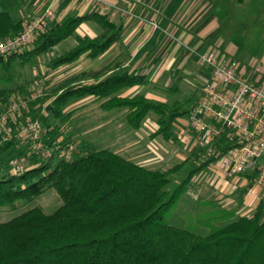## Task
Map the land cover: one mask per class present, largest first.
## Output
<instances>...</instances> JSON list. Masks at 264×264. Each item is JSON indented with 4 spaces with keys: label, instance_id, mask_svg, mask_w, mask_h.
I'll return each mask as SVG.
<instances>
[{
    "label": "trees",
    "instance_id": "trees-1",
    "mask_svg": "<svg viewBox=\"0 0 264 264\" xmlns=\"http://www.w3.org/2000/svg\"><path fill=\"white\" fill-rule=\"evenodd\" d=\"M92 22L101 29L95 38L78 37L77 29ZM23 19L0 7V41L23 29ZM122 26L108 16L91 11L82 16H67L54 21L39 34L23 54L0 58V71L9 73L17 65L23 68L40 56H48L70 38L76 45L53 56L51 70L72 65L82 57L95 60L117 43ZM109 65L97 72H82L58 83L37 99L18 120H38L44 130V144L52 150L49 159L29 157L30 168L15 173L9 162L24 153V144L15 140L0 149V208L15 209L17 203L31 202L48 190L56 191L63 205L51 215L40 208L28 210L12 220L0 223V264H264V200L249 217L235 219V211L209 210L194 217L191 227L177 229L169 225L173 207L187 193L192 178L218 162L204 161L176 187L167 191L170 178L178 175L186 161L162 171L147 169L108 149H95L79 142L80 153L71 160L60 158V151L73 144L63 129L70 124L67 109L77 101L93 97L105 111L126 110L125 120L139 130L149 114L157 116L158 130L151 137L178 142L176 121L187 118L177 103L168 105L142 95L120 97L124 90L144 86L145 76L115 71ZM11 83V77L5 78ZM17 87L25 94L34 81ZM16 90H1L0 101L8 106L17 98ZM19 97V96H18ZM13 131L17 125H13ZM194 157H203L195 150ZM256 173L245 177L255 181ZM196 226L208 230L205 236L194 232Z\"/></svg>",
    "mask_w": 264,
    "mask_h": 264
},
{
    "label": "rangeland",
    "instance_id": "rangeland-1",
    "mask_svg": "<svg viewBox=\"0 0 264 264\" xmlns=\"http://www.w3.org/2000/svg\"><path fill=\"white\" fill-rule=\"evenodd\" d=\"M189 1H194L196 4L202 2L205 5L210 6H212L211 3L213 2L215 8L214 13H212L219 28L217 37H223L225 39L229 38L230 40L232 39L231 37H234L229 34L228 30L229 24H232L230 23L228 12L223 11V6L227 4L233 5L231 3L233 0ZM125 4L127 5L126 7L128 11H130L129 13H132L137 7L135 4L138 3L133 0H129ZM0 5L7 12L14 14L17 13L15 9L17 6V0H0ZM241 19L244 20V17ZM144 23L151 28H156L158 26V22L154 20H149ZM97 28L101 33L100 28ZM234 35H237L236 32H234ZM73 40L74 38L68 39L66 45L56 47L48 56H40L32 63L25 65L23 68L15 65L13 70L9 73L0 71V91L4 89L16 90L17 87L23 86L26 81L31 82L30 84L36 81L43 86L44 93L48 94L56 84L63 82L71 76L85 72L88 68L92 70L103 68L111 60H113L114 54L113 51H110L95 60L82 57L76 61L75 64L73 63L72 65L64 66L57 70L49 69L46 63L53 56L65 53L74 47L75 44H72ZM174 61L175 63L169 67V72L163 80L161 79L159 83L157 82L155 84L150 82V86L148 85L146 89L142 88L139 93L142 96L154 94L155 98L161 102L168 105H174L177 103L181 106V111H190L198 99L199 88L206 82V79L202 78L199 83L195 77L197 74L201 75L199 74L200 72L197 66L191 65L186 70H182L180 72L179 65L177 63L178 60ZM188 70L192 73L185 74ZM6 77H11L13 81L11 83H5ZM33 89H35V86H29L25 94H20L16 90L12 98L18 96L24 98L28 96ZM133 93L129 95H133ZM33 103L22 111L20 117L28 112ZM6 107L7 106L0 101V116L5 111ZM67 112H71L72 117L70 124L67 127L65 126L63 129L71 138H73L76 145L82 141L86 144H90L95 149H108L116 151L122 146H125L122 144L123 142L128 145L131 142L130 139L132 135V139L135 141L134 136L138 134V143L131 149L132 152H137L138 154L136 160L134 159V161L137 162L134 163H142L147 166H144L147 169L167 171L187 160L186 165L181 172L170 178V185L167 188L170 195L174 193L176 187L181 184V182L192 170L197 169L204 161L207 160L204 156L200 158L192 156L193 150L195 149H193V147L185 148L184 143L179 140V137L178 142H167L163 140L162 137H158V142H152L153 140H151L149 136L153 135L158 127L157 126L156 129L153 127L154 125H157V116L152 113L149 114L143 121L141 130L136 132L127 126L125 120V110L111 112L102 111L100 109V101L95 98L88 97L77 101L67 109ZM20 117H18V119ZM184 120H186L185 117L179 118L175 123L176 128L178 122L182 123ZM12 127L13 123H8L7 125L0 127V140L3 138L2 136H6L9 131H13ZM115 128L117 130L118 141L115 140ZM177 131L179 132L178 128ZM148 134L150 135L148 136ZM23 148L25 154L20 157L27 158L26 153L29 150V145L24 144ZM161 149L168 151L170 153L169 157L166 159L162 158ZM121 152L122 154L119 155L127 159L128 153H124L123 151ZM26 163L29 164V159ZM220 173L219 165L215 164L195 175L198 181H204L201 186L207 187H204L202 192H198V194L201 193L200 196L194 194L195 192L193 191L190 192L192 197H198V201H194L193 198L188 196L186 193L179 197V200L173 207L172 216L169 220L170 226L177 229H188L191 227V223L194 221V217L196 215L209 210L213 211V209H222L227 211L234 210L236 215L235 219L239 217H249L254 213L256 208L253 212H249L250 208L247 209L248 207L246 206H248L249 195L253 187H256V182L248 180L245 177H234L232 180L222 181L219 177ZM62 205L63 202L57 195L56 191L48 190L42 196L31 202L17 203L15 209L0 208V223L8 222L22 213L34 208H40L45 214L51 215ZM194 229V232L199 236H205L208 233V230L202 226H196Z\"/></svg>",
    "mask_w": 264,
    "mask_h": 264
},
{
    "label": "crops",
    "instance_id": "crops-1",
    "mask_svg": "<svg viewBox=\"0 0 264 264\" xmlns=\"http://www.w3.org/2000/svg\"><path fill=\"white\" fill-rule=\"evenodd\" d=\"M102 1L111 6V9L101 12L92 6L79 4L70 0H59L56 13L60 21L67 16H82L95 11L101 15L108 16L112 22L122 26L120 40L108 51H113V60L103 68L94 70L88 68L85 71L97 72L109 65H117L116 72L127 69L129 73L145 76L146 85L124 90L120 93V97L128 96L130 98L140 95V90L142 88L146 89L148 85L150 86V82L153 84L159 83L161 79L163 80L166 77L169 67L175 63L174 60H178L180 72L186 70L191 65L197 66L201 75L197 74L195 76L196 80L199 83L202 78L207 80L210 77V72L208 69L198 65L196 54L210 51L217 52L221 60L236 62L240 73L246 75L251 81L264 85V0H233L231 2L233 5L227 4L223 6V11L228 12L230 23H232L229 24L228 29L229 34L234 36L231 37V40L229 38L217 37L219 28L213 16L215 6L212 1V6H210L202 2V4L200 2L196 4L194 1L189 0H133L138 4H135L137 7L132 13H129L130 11H128L125 4L129 0ZM51 2L52 0H17V6L15 7L17 11L16 15L25 22L28 15L38 16L43 13ZM116 7L119 8V11H116ZM242 17H244V20L241 19ZM149 20L158 22V26L151 28L144 23ZM97 27L92 22L82 24L77 29L76 35L81 38H95L101 34ZM234 32L237 35H234ZM66 42L67 40L58 47L66 45ZM72 44L76 45L75 39L72 41ZM190 50H194L195 53H191ZM191 73L188 70L185 74ZM131 93L133 95H129ZM144 97L155 102L164 103L155 98L154 94H147ZM101 103L100 101V109L105 111L101 108ZM185 126H187V118L182 123L178 122L177 128L179 130V127ZM153 127L156 129L157 125ZM115 133V140L118 141L117 130ZM138 136V134L135 135V141H133L132 135L131 142L129 141L128 145L123 142L122 144L125 146L116 151L112 150V152L119 155L123 151L124 153H128L127 159L125 158L126 160L133 163L137 162L134 159L136 160L138 154L137 152H132L131 149L138 143ZM149 138L153 140L152 142H158L159 140L158 137L152 138L149 136ZM184 146L185 148H191L185 144ZM161 152V157L164 159L170 155L164 149H161ZM137 164L145 166L142 163ZM203 182L198 181L194 176L189 184L186 194L193 198L194 201H198V197H192L190 192L193 191L195 192L194 194L200 196L201 193L198 194V192H202L203 188L207 187L201 186ZM262 200H264V189L257 188V186L253 187L249 195V203L247 202L248 206H246L248 207L247 209L250 208L249 212H253Z\"/></svg>",
    "mask_w": 264,
    "mask_h": 264
},
{
    "label": "built area",
    "instance_id": "built-area-1",
    "mask_svg": "<svg viewBox=\"0 0 264 264\" xmlns=\"http://www.w3.org/2000/svg\"><path fill=\"white\" fill-rule=\"evenodd\" d=\"M70 1L92 6L101 12L111 9L102 0ZM58 2L52 0L38 16L28 15L21 32L0 41V58L25 53L36 37L57 20ZM115 9L119 11V8ZM190 52L195 53L194 50ZM196 55L198 65L208 69L210 77L200 87L199 98L189 111L187 126L179 128V140L195 150H202L207 159L217 157L222 181L255 172L256 186L264 189V85L240 73L236 62L221 60L217 52ZM38 84L40 87L28 96L13 99L1 114L0 127L13 123L17 128L2 136L0 149L2 144L15 140L29 145V157L49 159L53 151L45 147L41 123L28 119L18 124L22 111L45 96L43 86ZM79 153L78 145L73 143L61 150L59 156L71 160ZM27 160L15 157L9 166L13 172L21 173L30 168Z\"/></svg>",
    "mask_w": 264,
    "mask_h": 264
}]
</instances>
